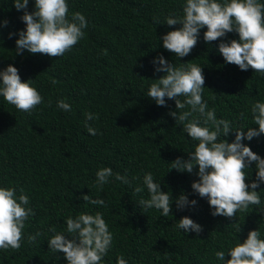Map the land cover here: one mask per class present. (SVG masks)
<instances>
[{
	"label": "trees",
	"instance_id": "obj_1",
	"mask_svg": "<svg viewBox=\"0 0 264 264\" xmlns=\"http://www.w3.org/2000/svg\"><path fill=\"white\" fill-rule=\"evenodd\" d=\"M66 3L68 19L79 12L88 26L71 50L51 58L27 51L16 55L19 36L9 38V34L26 29L21 20L24 11L16 10L14 0H0V71L9 65L17 68L21 81L30 80L42 97L31 114L0 97V188H15L17 196L22 188L29 198L25 207L35 213L25 222L20 249H0V264H67L63 253L50 251L48 241L56 233L69 236L67 218L82 213H101L113 234L102 264H116L121 255L127 264H221L215 252L227 253L230 246L243 243L250 231L258 230L264 239V183L256 189L259 205L237 211L233 218L213 217L207 199L191 188L198 180V167L189 174L170 166L177 158L188 160L198 143L170 115L190 111V106L176 109L175 101L166 98L167 106L162 107L148 97L151 84L165 75L155 71L153 60L163 56L175 67L191 62L202 68V99L208 110L215 109L217 119L230 123L232 131L222 139L232 143L235 131L258 130L251 108L256 102L264 103V74L251 68L241 71L226 63L218 51L219 43L238 41L239 35L232 32L206 43L207 29H201L190 54L178 58L163 48L160 37L182 27L166 25V18L182 17L186 0ZM27 11H35V0H29ZM60 100L70 104L71 111L59 109ZM89 112L99 114V119L86 120ZM193 118L203 123L198 112L189 117ZM85 124L96 128L97 135H89ZM242 143L264 159V135ZM104 167H110L114 175L101 190L96 172ZM244 171L245 183L251 185L256 181L255 163ZM149 172L161 190L172 196L167 217L162 210H145L139 204L150 198L142 183ZM115 173L130 183L117 181ZM137 186L144 190L135 193ZM181 194L196 200V206L178 211L175 200ZM84 195L103 200L106 206L86 203L80 198ZM182 217L199 224L202 231L179 229ZM37 232L41 235L30 244L28 236Z\"/></svg>",
	"mask_w": 264,
	"mask_h": 264
},
{
	"label": "clouds",
	"instance_id": "obj_2",
	"mask_svg": "<svg viewBox=\"0 0 264 264\" xmlns=\"http://www.w3.org/2000/svg\"><path fill=\"white\" fill-rule=\"evenodd\" d=\"M28 4L29 0H14L16 10L24 11L21 20L26 25L25 30L9 34V38L12 35L19 36L15 41L16 55L27 51L56 58L63 56L84 38L87 20L79 12L73 13L69 20L66 0H35V11L31 13L27 11ZM7 23L4 21V26ZM166 25H182L180 29L160 37L163 48L178 58L190 54L197 44L201 29H207L204 32L206 43L235 32L239 35L238 41L231 40L218 45L225 62L238 66L241 71L251 68L264 74V4L259 0H224L223 3L218 0H186L183 16H169ZM153 64L157 73L163 72L165 75L151 84L148 97L162 107L167 106L166 98L175 101L176 109L190 106V111L179 115L175 111L170 115L183 125V131L191 140L198 142L194 152L189 154V159L185 161L177 158L170 164L171 169L192 174L198 167L195 173L198 180L192 183L191 188L200 198L207 199L210 208L214 209L211 212L213 217L233 218L237 211L247 212L250 205H259L261 200L256 189L264 183V159L242 141H251L254 137L264 135V103L256 102L251 108L253 124L258 125V130L251 127L246 134L243 130H237L234 141L229 143L222 139L232 131L229 121L217 119L215 109L208 110V104L202 99L205 89L202 68L191 62L175 67L163 56L153 60ZM29 81L22 82L18 69L9 65L0 71V97L16 109L31 114L42 103V97L30 86ZM179 97L185 98L183 102ZM57 107L66 112L71 111V105L63 100L57 101ZM197 112L203 118L202 124L200 119H189ZM94 119H99V114H86V120ZM85 127L89 135H97L96 128L89 124H85ZM253 163L256 166V181L249 185L245 183L247 176L244 170ZM113 175L110 167L98 170L97 187L102 190ZM115 179L124 184L130 183L119 173H115ZM142 183L150 198L141 199L139 204L145 210L155 208L162 210L164 217L169 216L172 212V196L161 190V184L154 182L150 172L143 176ZM143 190L137 186L134 192L141 193ZM23 193L22 188L19 196L15 188H0V249L18 251L25 222L35 215L31 208L25 207L29 204V198ZM80 198L86 203L106 206L103 200L92 199L90 195ZM196 204V200L190 201L185 194L175 200L178 211L193 208ZM66 226L70 235H53L48 241L50 251L63 253L67 264H102L113 242V234L103 215L97 212L95 215L82 213L75 218L70 216ZM177 227L185 233L193 231L199 234L202 231V227L188 217H182ZM49 231L55 232V228ZM40 235L39 232L29 235L28 242L34 243ZM260 235L258 230L250 231L243 243L230 246L227 253L215 252L216 259L221 264H264V239ZM226 256L230 259L226 260ZM116 264H127V261L121 255L117 257Z\"/></svg>",
	"mask_w": 264,
	"mask_h": 264
}]
</instances>
